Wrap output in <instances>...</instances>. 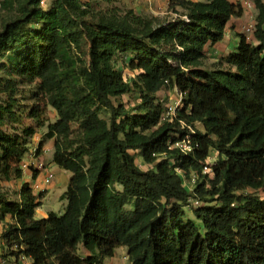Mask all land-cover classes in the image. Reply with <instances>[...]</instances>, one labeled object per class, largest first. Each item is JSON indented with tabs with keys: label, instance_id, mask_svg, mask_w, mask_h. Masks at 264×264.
Returning a JSON list of instances; mask_svg holds the SVG:
<instances>
[{
	"label": "trees",
	"instance_id": "16d2710c",
	"mask_svg": "<svg viewBox=\"0 0 264 264\" xmlns=\"http://www.w3.org/2000/svg\"><path fill=\"white\" fill-rule=\"evenodd\" d=\"M43 1L5 0L15 12L0 29V70L5 92L15 78L36 83L56 110L37 155L54 141L51 162L71 175L64 212L44 218L36 215L43 194L28 180L17 199L0 193L3 256L104 264L126 246L130 264H264V198L246 192H264V0H253L256 42L236 33L238 47L211 68L208 47L248 12L245 1L170 0L188 19L120 13L109 7L119 0ZM166 89L182 94L168 119L159 101ZM133 91L136 107L116 102ZM15 101L0 104L4 181L23 180L36 133L12 127L23 114ZM29 114L46 125L39 106ZM188 136L185 153L175 143Z\"/></svg>",
	"mask_w": 264,
	"mask_h": 264
},
{
	"label": "rangeland",
	"instance_id": "374dc122",
	"mask_svg": "<svg viewBox=\"0 0 264 264\" xmlns=\"http://www.w3.org/2000/svg\"><path fill=\"white\" fill-rule=\"evenodd\" d=\"M53 1L54 0H44L42 6L44 8H48ZM231 1L243 3L246 0H231ZM247 1L253 2V0H247ZM4 2L5 0H0V29H2L3 22L9 19L11 17V14L15 12V10L5 9ZM93 4L98 9H105L108 6L105 2H101V1L100 2L94 1ZM109 7L117 8L120 13H126L129 10H134L136 13L145 14L160 19H172V18L184 17L179 15L181 10L176 12L170 8V0H119L112 4H109ZM248 12H249L248 19H246L245 16L242 19L235 18V20L232 22V26H230V28H231V38L233 37V43L231 42L232 39L229 38V42L227 43V47L225 49L223 46L214 48L212 50L214 52V55L213 57H210L209 55V59L207 60L206 63L207 67L211 68L216 66V64H218L219 59L222 56H227L230 52L233 51L234 48L236 49L238 47L240 37L238 40L236 39V35H235L236 32L244 34V29L247 25L255 26V17L257 15V9L254 8L252 10H248ZM243 22H247L248 24L244 25ZM241 24L243 25L241 26ZM241 27L244 28L242 29ZM235 28H237L239 31H235ZM233 32L235 33L233 34ZM226 33L227 34L229 33L228 30L226 31ZM246 36L250 42H256L254 35L251 36L246 35ZM224 40H226V34ZM118 67L124 68L123 71L128 80L134 79V76L136 78V72L131 70L125 62H120L118 64ZM8 78L9 76L5 74L4 69L0 70V104H4L6 101H8L10 97H14L16 100L15 102L18 104L19 109L23 110V114L21 113V117H20L21 123L12 122L11 123L12 127L14 128L18 126L19 132H21L26 127L27 128L32 127L35 128L36 130V133L30 138V150L27 153L26 159L23 162V164L26 163L28 165L27 168L23 167L25 170L23 180H11V181L0 180V193L5 194L9 198L17 199L21 184L24 181H26L29 178V175H31L32 172H34V170L36 169L35 158L38 156L37 150L40 141L42 140L43 134L47 131V124L49 122H54L56 120L57 113L52 106L48 105L44 95L42 94L41 96L37 95L38 86L36 83L25 81L21 78H15L14 83L16 84V87L14 92L11 91L5 92L4 91L5 85L8 82ZM159 98H160L159 101L162 104H164V106L167 108L164 117L168 119V117H171L172 115L169 113L170 112L169 108L172 107L174 109H177L181 101V96L178 90L166 89L159 93ZM116 102L124 103L127 108H134L136 107V105L140 104L141 101H140L139 93L133 91L132 93L117 99ZM35 106L40 107L41 114L44 115L43 118L47 119L45 126H39L37 120L30 116L29 112ZM73 127L77 128L78 126L74 125ZM6 129L12 131L10 127H7ZM74 135L79 136L80 131H76ZM52 150L54 151V141H49L43 147L42 155L49 154L52 152ZM211 159L212 161L210 163L216 161L217 153L215 151L211 152ZM47 162H48L47 160L40 161V163H43L45 165L47 164ZM137 162L143 169H149L151 167L149 164L144 163L140 158L137 159ZM32 181L34 182V179H32ZM194 182H195L194 178L192 180H188L186 186H188V188L192 190L194 187L193 186ZM246 192H254L256 194L261 195L264 198V192L262 190L255 191L249 189ZM44 204H45L44 207L45 209L62 213L65 210L66 201L63 200L61 196L57 194V192H52L51 195L46 199ZM0 250H2V254H3L5 249H3L1 242H0ZM105 261L106 264H130L127 256V247L121 246L116 248L114 256L107 258Z\"/></svg>",
	"mask_w": 264,
	"mask_h": 264
},
{
	"label": "crops",
	"instance_id": "0c3cea01",
	"mask_svg": "<svg viewBox=\"0 0 264 264\" xmlns=\"http://www.w3.org/2000/svg\"><path fill=\"white\" fill-rule=\"evenodd\" d=\"M248 15H249V13L245 12V15L243 17L246 16V19H248V17H249ZM242 18H240V19H242ZM234 20H235V18H233L230 21V23L228 24V26H227V30H228L229 33L228 34L226 33V40L223 39V41L217 43L216 45H214L212 47H208V49H207L208 56L210 55V57H213L214 52L212 50L214 48H218L220 46L221 47L223 46L224 49H225L227 47V43L229 42V38H231V28H230V26H232V22ZM243 23H244V25L248 24L247 22H243ZM242 25L243 24H241V26ZM237 28H235V31H239ZM241 28L243 29L244 27H241ZM234 33L235 32H233V34ZM236 33H239V32H236ZM231 39H232L231 42L233 43V37ZM236 39L238 40L239 37H236ZM210 49H211V51H210ZM52 154H53V150L49 154L37 156L35 158L37 167H38V164L40 163V161L47 160L48 162H47L46 165L44 164L45 167L39 169V174H38L37 178L34 179V182L32 181L33 178H32L31 175H29V178L27 179L31 183V185L34 188L36 194H40V193L43 194V196L41 197L42 205L37 209V213H36L37 217H39V218L47 217L48 213L50 212V210H47V209L44 208L45 207L44 202L46 201V199L51 195L52 192H57L58 195L62 196L64 194V192L66 191V189L68 187L69 180H70V175L71 174L68 171L60 168L58 165H56V164L51 162ZM50 171L54 174V179H53V181L50 184L47 185L45 183V178H46V175L48 174V172H50ZM1 228L2 227H0V229ZM1 245H3L2 242H1ZM3 254H2V250H0V264H13V263H11L9 261L8 258H5L3 256ZM16 264H32V262L28 258H19V260L16 262ZM104 264H106V263H104Z\"/></svg>",
	"mask_w": 264,
	"mask_h": 264
},
{
	"label": "built area",
	"instance_id": "2783aa9c",
	"mask_svg": "<svg viewBox=\"0 0 264 264\" xmlns=\"http://www.w3.org/2000/svg\"><path fill=\"white\" fill-rule=\"evenodd\" d=\"M245 7H246V10H252L255 8V5L253 2L245 1ZM183 18L188 19L187 16H184ZM254 32H255V26L254 25H247L244 29L245 35L251 36V35H254ZM179 94H180L181 99H182V94L181 93H179ZM169 109H170V112H169L170 114H175L176 109H174L172 107H170ZM175 146L180 148L185 153L190 152L192 150V143L190 140V136L184 138L183 140L178 141L177 143H175ZM211 161H212V159L210 157L209 162H211ZM23 167L27 168L28 165L26 163H24ZM38 167L43 168V167H45V165L42 163H39ZM205 170H208V168L205 167ZM53 177H54V174L51 171L48 172V174L46 175V178H45V183L47 185L50 184L53 180Z\"/></svg>",
	"mask_w": 264,
	"mask_h": 264
}]
</instances>
